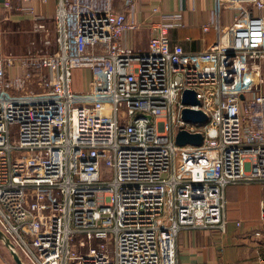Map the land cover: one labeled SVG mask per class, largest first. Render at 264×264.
Masks as SVG:
<instances>
[{"label": "built area", "instance_id": "2783aa9c", "mask_svg": "<svg viewBox=\"0 0 264 264\" xmlns=\"http://www.w3.org/2000/svg\"><path fill=\"white\" fill-rule=\"evenodd\" d=\"M56 2L54 46L19 57L0 45V230L34 264H179L181 233L225 231L228 187H264V16L245 6L264 0H219L238 12L195 53L170 40L181 13L137 51L124 37L139 26L113 0ZM77 70L92 72L84 93ZM180 131L201 146L179 145Z\"/></svg>", "mask_w": 264, "mask_h": 264}, {"label": "crops", "instance_id": "0c3cea01", "mask_svg": "<svg viewBox=\"0 0 264 264\" xmlns=\"http://www.w3.org/2000/svg\"><path fill=\"white\" fill-rule=\"evenodd\" d=\"M239 5H220L219 0H134L132 10H128L119 0H113L112 6L115 12L126 14L139 26L124 37L129 48L146 50L152 37V26L158 24L163 15L181 13L182 26L170 30V40L172 44L181 45L186 52L195 53L217 41L219 28L231 24ZM245 6L255 18L264 16V10L258 11L249 4ZM56 10V0H12L11 7L4 6L0 0L3 54L26 56L44 48L47 37L54 46ZM41 25L43 30L38 29ZM207 25L210 29L205 32ZM77 72L80 70L74 72V77ZM81 72L88 77V88L92 72ZM11 74H20V70L13 69ZM263 196L264 187L258 184L228 187L225 231L189 230L181 233L177 240L179 264H264V240L254 236L258 230L264 235V226L260 224Z\"/></svg>", "mask_w": 264, "mask_h": 264}, {"label": "water", "instance_id": "95a60500", "mask_svg": "<svg viewBox=\"0 0 264 264\" xmlns=\"http://www.w3.org/2000/svg\"><path fill=\"white\" fill-rule=\"evenodd\" d=\"M183 101L185 104L197 107L200 105L197 99L196 93L194 91L187 90L183 94ZM183 118L187 122H195L204 124L207 122L208 117L199 110L186 109L183 112ZM203 142V136L200 133L192 134L187 131H180L177 136V143L181 146L186 144H192L194 146H201ZM0 240L9 248L11 255L16 264H24L19 253L16 251L15 246L4 236L3 232L0 230Z\"/></svg>", "mask_w": 264, "mask_h": 264}, {"label": "rangeland", "instance_id": "374dc122", "mask_svg": "<svg viewBox=\"0 0 264 264\" xmlns=\"http://www.w3.org/2000/svg\"><path fill=\"white\" fill-rule=\"evenodd\" d=\"M5 55H15V54H6ZM21 57V56H19ZM75 74V73H74ZM74 90L78 93H84L87 90L88 77L83 72L76 73L75 75ZM110 249H113V245H110ZM16 251L19 253L24 264H34L30 258L23 252L21 248H17ZM0 264H16L9 248L0 240Z\"/></svg>", "mask_w": 264, "mask_h": 264}, {"label": "trees", "instance_id": "16d2710c", "mask_svg": "<svg viewBox=\"0 0 264 264\" xmlns=\"http://www.w3.org/2000/svg\"><path fill=\"white\" fill-rule=\"evenodd\" d=\"M235 186H241V185H235ZM230 187H232V186H230Z\"/></svg>", "mask_w": 264, "mask_h": 264}]
</instances>
